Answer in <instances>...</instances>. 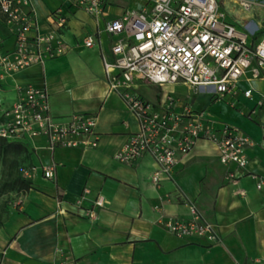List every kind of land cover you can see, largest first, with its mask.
<instances>
[{"label": "crops", "instance_id": "crops-1", "mask_svg": "<svg viewBox=\"0 0 264 264\" xmlns=\"http://www.w3.org/2000/svg\"><path fill=\"white\" fill-rule=\"evenodd\" d=\"M249 1L255 4L245 10L240 0H217L228 22L254 34V44L264 34V0ZM143 6L140 0H110L103 15L94 17L65 0L32 1L42 32L55 30L50 17L63 8L67 23L57 32L64 49L44 64L0 82L12 88L8 110L16 99L17 85L44 88L55 121L67 122L75 114L95 116L97 124L89 139L97 138L98 142L96 147L54 151L49 150L44 139L17 142L30 151L36 172L30 190L0 218V264H264V188L257 189L258 179H264V109L256 108V100L264 94V80L241 82L242 89L253 87L254 101L239 96L233 107L232 99L226 100L230 106L225 107L234 114L229 122L253 144L246 149L247 166L237 172L236 180L227 178L236 167L223 166L218 147L206 141L181 156L171 178H164L160 186L152 182L157 169L152 156L145 155L131 164L116 159L138 131V124L122 97L109 89L103 57L113 60L112 47L119 38L107 34L104 28L107 21ZM2 23L0 15L1 29ZM89 35L96 37L92 49L83 43ZM7 40L13 44L12 38ZM96 68L100 73L97 84L80 78ZM47 69L53 74L50 79L46 78ZM84 81L90 85L80 89ZM139 85L153 84L136 83L133 90L137 93ZM169 98L176 102L177 110L190 106L187 100L163 93L152 104L163 106ZM209 101L220 103L211 95ZM242 105L248 109L234 112ZM200 111L223 123L218 114ZM258 115L260 121L251 120ZM52 164L56 165L55 177L49 180L43 169ZM86 188L90 194L78 206L76 201ZM99 195L104 197V206L98 218L90 220L84 211ZM191 203L215 227L221 243L212 244L199 237L179 238L167 230L169 220L191 218Z\"/></svg>", "mask_w": 264, "mask_h": 264}, {"label": "built area", "instance_id": "built-area-1", "mask_svg": "<svg viewBox=\"0 0 264 264\" xmlns=\"http://www.w3.org/2000/svg\"><path fill=\"white\" fill-rule=\"evenodd\" d=\"M33 0H0V82L31 66L44 64L62 53L64 46L60 31L67 23L63 8L50 17L55 30L42 32ZM74 8L94 17L103 15L110 0H65ZM140 10H127L121 17L106 22L104 31L118 37L112 47L113 60L103 57L105 77L111 92L118 93L129 112L136 118L138 131L116 155L124 164L150 155L157 169L152 177L155 186L164 178H171L173 168L181 156L189 154L200 141L215 144L220 163L234 166L228 173L230 181L247 166L246 149L252 146L249 137L236 127L219 123L204 111L186 105L177 110L169 98L163 106H155L133 90L136 83L153 85L182 83L195 93H206L219 102L232 99L236 106L239 96L255 100L253 87L248 83L264 80V34L252 43L250 34L226 19L217 0H140ZM249 10L254 1L240 0ZM7 37L13 39L9 45ZM84 46L96 45L94 35L87 36ZM256 108L264 109V94L256 100ZM255 114V110L251 112ZM97 118L89 114H75L67 122H57L51 115L49 95L44 88L17 85L16 99L0 123V138L9 142L44 139L51 151L57 148L96 147L94 134ZM56 165L43 169L46 179L53 180ZM32 167L23 170L31 179ZM264 188L258 179L257 189ZM90 194L84 189L76 201L81 206ZM104 197L97 196L91 208L84 211L90 220L98 218ZM160 210V207H156ZM189 220H169L167 230L179 237L205 238L212 244L221 243L215 227L206 221L194 204H189Z\"/></svg>", "mask_w": 264, "mask_h": 264}, {"label": "rangeland", "instance_id": "rangeland-1", "mask_svg": "<svg viewBox=\"0 0 264 264\" xmlns=\"http://www.w3.org/2000/svg\"><path fill=\"white\" fill-rule=\"evenodd\" d=\"M236 6L239 10L242 9L240 5ZM52 76L53 74L47 69L46 78L50 79ZM69 77H71V75ZM80 78L89 79L92 81L91 84L95 85L100 79V73L98 68H96L90 75H81ZM80 84V89H86L90 85L85 81ZM76 92L81 93L79 90ZM138 92L151 103L157 102V96L159 93H163V95H171L175 99L187 100L190 107L199 111L206 109L210 114V111H212L213 114H218L220 116L219 119H221V122L237 127L235 124L229 122V119L234 115L232 111H229L226 108H229L230 103H226L227 101L218 104L217 102L216 104L210 103L208 94L199 92L195 93L189 86L183 85L182 83L175 86L139 85ZM11 93V87L0 84V121L4 118L5 113L11 105ZM239 109L240 110H235L234 112L240 113L242 110L246 111L248 108L242 105L239 106ZM252 117L254 119L251 120L260 121V115ZM30 166L29 160L24 152L18 153L14 152L12 149H8L0 154V218L3 219L7 213L15 208L16 201L24 193L20 181L18 180L23 178V170H27Z\"/></svg>", "mask_w": 264, "mask_h": 264}, {"label": "trees", "instance_id": "trees-1", "mask_svg": "<svg viewBox=\"0 0 264 264\" xmlns=\"http://www.w3.org/2000/svg\"><path fill=\"white\" fill-rule=\"evenodd\" d=\"M3 119L0 121L2 122ZM8 149H12L14 152H18V153H22L24 152L27 156V159L29 160V163H30V167L27 168V169H30L33 167L32 165V160H31V153L30 151L26 148L25 145L23 144H18V143H10L9 141L5 140V139H2L0 138V154H2L4 151L8 150ZM23 175V174H22ZM20 181V185L23 189L24 192H27L30 190L31 188V179H27L23 176L22 179L18 180Z\"/></svg>", "mask_w": 264, "mask_h": 264}]
</instances>
